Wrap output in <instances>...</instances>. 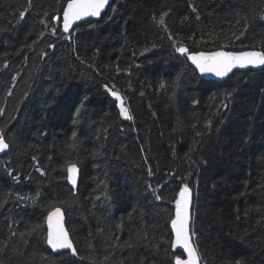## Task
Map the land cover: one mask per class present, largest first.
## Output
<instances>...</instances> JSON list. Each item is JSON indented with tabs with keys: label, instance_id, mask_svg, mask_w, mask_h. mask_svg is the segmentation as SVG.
<instances>
[{
	"label": "trees",
	"instance_id": "trees-1",
	"mask_svg": "<svg viewBox=\"0 0 264 264\" xmlns=\"http://www.w3.org/2000/svg\"><path fill=\"white\" fill-rule=\"evenodd\" d=\"M66 2L0 0V127L9 142L0 200L10 193L0 204V264H174L183 255L171 248L170 220L185 183L200 262L264 264V70L203 80L168 39L190 53L264 50V0H112L70 39L60 31ZM164 12L168 31L153 20ZM69 162L79 169L75 193ZM37 190L35 204L16 198ZM52 205L77 257L42 259L47 246L32 229L46 232Z\"/></svg>",
	"mask_w": 264,
	"mask_h": 264
},
{
	"label": "snow or ice",
	"instance_id": "snow-or-ice-1",
	"mask_svg": "<svg viewBox=\"0 0 264 264\" xmlns=\"http://www.w3.org/2000/svg\"><path fill=\"white\" fill-rule=\"evenodd\" d=\"M57 3H61V0H57ZM29 4H31V0H29ZM109 5V0H67L66 4L62 5V28L60 31L64 34H67L66 37L63 38H71L72 32L74 31L73 25L77 21H81L87 17L98 18L101 16V13L105 10V7ZM193 11L195 9L193 8ZM27 9L20 11V18H24L26 15ZM47 15V13H45ZM168 15V12L162 13L157 19L155 16L153 17L154 22L163 27L165 31H168L165 25V17ZM52 21H56L57 17H52ZM197 19L199 17L197 16ZM41 23L45 22L41 20ZM240 21H237L239 24ZM48 24H45V27H48ZM248 25L245 23L243 25V31L240 32L239 35L233 33V36L236 40H239L241 36H243L247 32ZM52 35H57V28L55 26L51 27ZM168 39L172 41V47L174 48L175 53L179 54V56L186 57L187 61H190L192 65L195 66L201 75L211 74L218 78H224L229 75V73L233 72V69H261L264 70V50H249L242 52H230V51H214V52H196L190 53L188 48L184 46L179 40L174 39L172 35L168 36ZM49 47H53V45H49ZM43 55H46L44 53ZM83 64L84 61H81ZM15 79V77H13ZM175 83V82H174ZM166 87L164 82H161L159 85L160 89H164ZM106 90L110 91L111 96L118 102L116 107L120 110V115L127 120H131L132 117L128 112V109L124 107V98L116 91L110 90L105 85ZM11 94V93H9ZM143 95V93H141ZM228 93L226 96H230ZM86 100V98H85ZM85 101L80 102V106L75 108V112L77 115L80 114L81 108L84 106ZM223 107H227L225 103ZM3 113V110L0 109V114ZM75 137V134H73ZM9 148L8 138L6 136L4 128L0 127V153L5 152ZM35 159V158H34ZM190 159V157H189ZM9 177L15 182H20V177L18 175H13L12 169H6ZM37 172H40L41 175H45V173L37 167L35 169ZM67 172V182L72 185V188H76V176L78 173L77 165L69 162L66 167ZM149 175H152L151 171ZM151 188V185H149ZM153 194L155 195L156 200H161V195L155 193L153 189ZM9 194H5L4 198L0 200V204L7 202V196ZM41 191L37 190L35 194H16V198L21 202H29L32 204L37 203V198L41 197ZM105 198L110 199V197L105 194ZM97 200L101 199L100 196L96 197ZM189 204H190V188L185 183L180 189L177 198L175 199V215L170 220L171 230L174 235V239L170 241L171 248L176 249L180 247L183 249L184 254H186L187 259H181L179 255L175 258V264H198L200 259L198 249L194 244V233L190 232L189 224H190V214H189ZM45 222L47 225L46 232L43 230L42 225H35L32 231L40 230L41 235L43 236V242L46 244V248L42 251L47 253V255L43 256L42 259H48L53 253H61V250H68L73 257L78 256V250L74 247L72 240L69 238V234L63 226V213L59 206L52 205L49 207L47 215L45 216ZM10 236L15 237L17 233L11 230V225H9ZM23 235V234H21ZM109 240L112 237H108ZM118 239V238H117ZM6 246V245H5ZM128 247H132L131 243L127 245ZM113 248L117 247L116 244L112 245ZM48 249L51 250L48 253ZM67 254V253H64ZM110 256H104V260L107 261ZM90 260L95 264V258L89 257ZM235 264H242L240 259L235 261Z\"/></svg>",
	"mask_w": 264,
	"mask_h": 264
},
{
	"label": "water",
	"instance_id": "water-1",
	"mask_svg": "<svg viewBox=\"0 0 264 264\" xmlns=\"http://www.w3.org/2000/svg\"><path fill=\"white\" fill-rule=\"evenodd\" d=\"M111 3H112V0H109V5H107V6L105 7V10L111 5ZM105 10H104V11H105ZM104 11H103V12H104ZM103 12H102V13H103ZM102 13H101V15H102ZM99 18H101V16L98 17V18L87 17V18H85V19H83V20H81V21H77V22L73 25V29H74L76 26H78L79 24H81L82 22H87V21L97 20V19H99ZM61 28H62V18H61ZM66 35H67V34H66ZM216 51H224V50H216ZM246 51H249V50H246ZM212 52H214V51H212ZM230 52H231V51H230ZM241 52H242V51H241ZM205 53H209V52H205ZM186 60H187V58H186ZM187 62H188V64H189L191 67H193V68L195 69V66L192 65L190 61H187ZM249 70H252V71H261V69H233V72H235V71H249ZM195 71L197 72L198 76H199L200 78H202L203 80H211V81H217V82H222V81L226 80V79H227V78L233 73V72L229 73V75H228L227 77H224V78H218V77H216V76H214V75H211V74L201 75V73H200L197 69H195ZM116 102H117V101H116ZM117 103H118V102H117ZM123 106L125 107V100H124V105H123ZM6 151H7V150H5V152L0 153V156L3 155L4 153H6ZM77 168H78V167H77ZM66 175H67V173H66ZM66 177H67V176H66ZM78 180H79V169H78V173H77V176H76V188L73 189V188H72V185L68 184L69 187L74 191V193L76 192V189H77ZM67 183H68V182H67ZM191 207H192V194H191V191H190V204H189L190 224H189V229H190V225H191V221H192ZM62 223H63V226L65 227V229H66V231H67V228H66L65 223H64V216H63V221H62ZM45 226H46V229H47L46 222H45ZM67 232H68V231H67ZM170 232H171V235H172V239H174V235H173L172 230H171V224H170ZM68 234H69V233H68ZM69 238H70V235H69ZM70 239H71V238H70ZM48 250L51 252L50 249H48ZM173 250L178 251V252H180V253L183 254V257H182L181 259H187V256H186V254H184L182 248L177 247L176 249H173ZM61 252H68V250H61ZM69 253H70V252H69ZM53 254H57V253H53ZM70 254H71V253H70ZM71 256H72V255H71ZM174 264H175V263H174ZM198 264H202V263L200 262V259H199V261H198Z\"/></svg>",
	"mask_w": 264,
	"mask_h": 264
}]
</instances>
